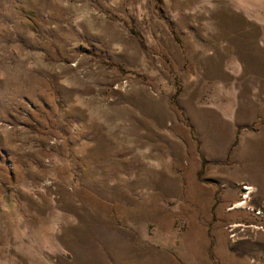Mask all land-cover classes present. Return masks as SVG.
Here are the masks:
<instances>
[{"label":"rangeland","instance_id":"1","mask_svg":"<svg viewBox=\"0 0 264 264\" xmlns=\"http://www.w3.org/2000/svg\"><path fill=\"white\" fill-rule=\"evenodd\" d=\"M243 25L264 51V0H0V264H264Z\"/></svg>","mask_w":264,"mask_h":264},{"label":"crops","instance_id":"2","mask_svg":"<svg viewBox=\"0 0 264 264\" xmlns=\"http://www.w3.org/2000/svg\"><path fill=\"white\" fill-rule=\"evenodd\" d=\"M255 31H257V30L254 26L243 25L242 29L238 30L236 34H234V35L230 34V36L228 37V39H229L228 43L234 44L232 41L234 37L239 38V40L242 41L240 43H237V44L242 45L237 50L242 49L243 53H242V51H237L236 49H233V47L231 48L232 51H230V54L234 53L235 55H237V57H238L237 62L239 61L240 63L241 62L243 63V67H242L243 69L240 72L242 77H245L247 79L261 80L264 78V67L261 65V62L264 63V51L262 49H260V47L257 45V38L258 37H256L257 33H254ZM225 45H226L225 40H223V41L219 40L218 45H215V47L217 46V48H218V52H217V55L216 54L212 55L213 62L217 63V62L224 61L222 59V56H224L223 54L227 53L225 50ZM234 46H235V44H234ZM259 66H260V68H259ZM255 85L257 87H259L258 88L259 92H257V90H256L253 93V90H252V93H253V95H256V98L258 99V96L260 97V95H261L260 94L261 82L257 81L255 83ZM253 102L255 103L254 100H253ZM253 106H254V108L256 107L254 104H253ZM254 114H256V112H254L253 115ZM235 121H237V120H235ZM238 121L240 122V120H238ZM234 124H235V122H234ZM234 124H230L229 135L234 132ZM235 132H236V129H235ZM224 137L221 138V142H224V140H225ZM245 200H246V198H245ZM236 205H235V207H236ZM128 239L130 240V241H128V244H130L128 247L134 248L135 241L132 240L131 238H128ZM6 242H7V240L5 241V243ZM131 255H132V260L134 257V261H135V258L138 257L137 252H133V254H131ZM158 259H159V264H162V263H164V264H181L180 259L178 258V256L174 252L171 255L166 254L164 259L158 258L157 249L155 248V244H153L151 249L148 251L149 264H158ZM234 259L236 262V260H237L236 257ZM8 263H3V264H8ZM59 264H61V263H59ZM207 264H211V263L208 262ZM228 264H231V263H228Z\"/></svg>","mask_w":264,"mask_h":264},{"label":"bare ground","instance_id":"3","mask_svg":"<svg viewBox=\"0 0 264 264\" xmlns=\"http://www.w3.org/2000/svg\"><path fill=\"white\" fill-rule=\"evenodd\" d=\"M256 177H257V176H256ZM259 177H260V176H259ZM254 188H255V187L253 186V184L247 185V186L245 187V189L249 191L248 194H247L246 197H245L246 200L243 201V202L238 203V204L236 205L235 208H245V207L247 206V198L250 196V193L253 192Z\"/></svg>","mask_w":264,"mask_h":264}]
</instances>
